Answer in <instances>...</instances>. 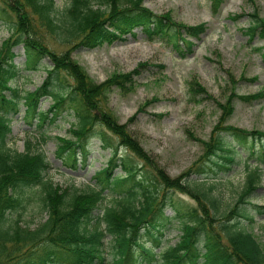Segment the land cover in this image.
<instances>
[{
    "label": "trees",
    "instance_id": "obj_1",
    "mask_svg": "<svg viewBox=\"0 0 264 264\" xmlns=\"http://www.w3.org/2000/svg\"><path fill=\"white\" fill-rule=\"evenodd\" d=\"M145 1L70 0L60 10L55 0H0V21L12 31L0 50V109L4 111L0 114V264H107L109 256L111 264H139L140 255L150 261L159 256L162 264H264L261 242L243 225V221L253 220L250 207L261 210L253 195L262 179L264 131L228 124L237 101L262 100L264 89L238 94L235 86L239 81L229 73L231 94L222 102L197 80L190 82L193 97L215 100L222 113L210 139L203 141L205 151L199 162L172 178L108 106L112 89H134L139 68L97 82L73 57L78 48L112 43L134 28H140L150 40L162 39L177 48L183 43L188 50L207 30L206 23L188 25L176 21L170 12L157 14ZM224 1L212 0V6L216 9ZM245 16H249V37L264 39V18L258 7L252 14L233 18ZM20 44L27 70L46 67L47 77L34 91L9 85L17 75L13 49ZM57 45L65 49L59 50ZM46 60L50 65H45ZM48 97L54 104L47 111L40 110L39 103ZM23 102L26 117H38L40 126L54 124L65 114L74 118L70 124L75 139L58 137V153L65 154L68 165H76L77 152L87 162L91 138H98L111 150L108 165L96 173L93 184L83 189L56 184L48 177L51 166L42 151L29 145L17 152L8 146L12 133L8 114L18 112ZM238 145L246 146L255 162L243 160ZM121 147L148 168L140 169L130 158L118 157ZM235 163L244 164L247 180L233 205H224L215 193L214 181L206 185L208 179L193 178L217 173L215 167L229 171ZM118 166L125 176L114 172ZM176 193L191 196L195 203ZM108 195L113 201L104 205ZM167 209L173 215L166 216ZM38 218L44 219L32 227ZM165 219L169 226L178 222L179 240L155 253L143 236L149 234L160 244L156 232L163 234Z\"/></svg>",
    "mask_w": 264,
    "mask_h": 264
},
{
    "label": "rangeland",
    "instance_id": "obj_2",
    "mask_svg": "<svg viewBox=\"0 0 264 264\" xmlns=\"http://www.w3.org/2000/svg\"><path fill=\"white\" fill-rule=\"evenodd\" d=\"M55 1L60 10L70 2ZM145 5L157 14L170 12L176 21L188 25L206 23L207 30L199 39H194L193 47L188 50L183 43L181 48H177L162 39L150 40L140 28H134L112 43H105L94 49L78 48L73 51V57L97 82H104L115 74H125L139 68L140 75L137 76L132 91L123 92L118 88L110 91L109 109L121 123L128 124L130 133L166 173L176 178L199 162L205 151L203 141L210 139L222 113L215 100L193 97L190 94V82L197 80L215 99L222 102L231 94L229 73L239 81L235 86L238 94H253L264 89V39L259 36L251 39L247 34L249 16L240 20L233 18L245 13L252 14L255 6L264 18V0H225L216 9L212 6V0H146ZM11 35L10 28L0 21V50ZM51 45L55 46L54 42ZM57 47L59 50L65 49L64 46ZM13 51L15 57L11 60L17 75L9 81V85L26 92L36 90L47 77L46 67L37 71L27 70L24 66L23 45L15 46ZM44 63L50 65L48 60ZM140 64L145 66L140 67ZM243 76L247 80H242ZM256 77L257 81L248 80ZM5 93L11 95L9 90ZM53 104V98H43L39 108L47 111ZM26 110L23 102L18 112L8 114L12 118L8 146L17 152H24L29 145L34 151H42L51 166L48 177L56 184L80 189L93 184L96 173L108 165L112 157L111 150L105 149L98 138H91L87 162L84 163L83 156L77 152L79 159L76 165H68L65 154L60 156L58 153V137L75 139L70 124L74 118L65 114L54 124L40 126L38 117H26ZM3 112L0 109V114ZM228 124L264 131V99L253 103L237 101ZM237 148L243 160L255 162L250 158L246 146L238 145ZM117 154L118 157L130 158L140 169L148 168L123 147ZM215 169L217 173L212 171L202 177L194 175L193 178L208 179L206 185L214 181L215 193L224 205H233L246 185L245 166L243 163H235L229 171L218 167ZM114 172L125 176V171L119 166ZM142 173L144 170L138 174V179L142 178ZM176 195L195 203L189 195ZM112 201L113 196L108 195L103 204ZM253 202L261 210L250 207L253 220L243 221V225L255 234L264 248V163L262 179L253 195ZM165 215H173L172 209H167ZM43 219H36L32 227H36ZM164 223L166 226L163 234L156 232L160 244L149 234L143 236V242L147 247H155V253H160L163 248L174 245L179 240L178 222L174 221L169 226L165 219ZM144 257L139 256V264H162L159 256L151 261ZM111 263L112 257L109 256L107 264Z\"/></svg>",
    "mask_w": 264,
    "mask_h": 264
}]
</instances>
